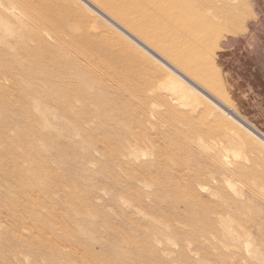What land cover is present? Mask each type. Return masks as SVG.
I'll use <instances>...</instances> for the list:
<instances>
[{
    "label": "rangeland",
    "instance_id": "rangeland-1",
    "mask_svg": "<svg viewBox=\"0 0 264 264\" xmlns=\"http://www.w3.org/2000/svg\"><path fill=\"white\" fill-rule=\"evenodd\" d=\"M187 1L0 0V264H264V0Z\"/></svg>",
    "mask_w": 264,
    "mask_h": 264
},
{
    "label": "bare ground",
    "instance_id": "bare-ground-1",
    "mask_svg": "<svg viewBox=\"0 0 264 264\" xmlns=\"http://www.w3.org/2000/svg\"><path fill=\"white\" fill-rule=\"evenodd\" d=\"M161 1V3L163 4V6H164V8L166 9L167 8V4H171L172 6V9L174 8L175 9V11H177V13H171L170 12V10H163V15L164 16H162V15H158V16H156L155 14L153 15V19L151 20H142V22H141V25H144V26H146V27H148V28H151V30H152V32H153V34L155 35V36H157V37H159V39H161L162 37V35H160V32H164V30H166V26H172V28H174V30H176V31H179L180 33H182L183 34V37L184 38H186V39H190V38H192L193 36H194V33H195V30H194V25L191 23V21L189 20V19H185V18H182V16L181 15H178V14H180V13H182V8L180 7L181 5H178V3H176V2H171V3H169V0H160ZM186 2H188L187 0H185ZM208 1V0H207ZM150 2H151V0H150ZM189 3V2H188ZM224 4V3H223ZM205 9V8H204ZM133 10V9H132ZM146 11L148 10L149 11V14H151L152 15V11L150 10V9H145ZM156 16V17H155ZM227 16V15H226ZM232 16V15H231ZM237 18V17H236ZM204 20V19H203ZM231 20H233V19H231ZM235 20V19H234ZM206 21V20H205ZM218 21H220L219 19H218ZM207 23V22H206ZM229 23V22H228ZM205 24V23H204ZM169 26V27H170ZM207 26V25H206ZM219 26V25H218ZM225 26V25H224ZM93 27V26H92ZM221 27V26H220ZM171 28V29H172ZM209 28V27H208ZM211 28V27H210ZM223 28H225V27H223ZM170 29V30H171ZM216 29V28H215ZM93 30H94V28H93ZM207 32H208V29H207ZM207 34V33H206ZM210 34V33H209ZM208 36V35H207ZM168 37H170V35H169V33L167 34V32H166V35H165V39H163V40H160V42H161V44H162V42H164V43H168L167 41H168V39H166V38H168ZM183 38V39H184ZM133 40V39H132ZM134 41V40H133ZM175 41V40H174ZM131 44H133V45H135L134 43H131ZM132 45V46H133ZM163 45V44H162ZM179 46V45H178ZM165 47H168V46H165ZM133 49H134V46H133ZM133 49H129L130 51H132V53H133V55L134 56H136V53H134L135 52V49L133 50ZM171 49V48H170ZM121 50L122 49H119V51L118 50H116V52L117 53H120L121 52ZM126 51V50H125ZM117 53H115V54H117ZM127 54V53H126ZM130 54V53H129ZM133 56V57H134ZM137 57V56H136ZM136 61L137 62H140V60L138 59V57L136 58ZM136 61H132V64L133 65H135L134 64V62H136ZM139 65H140V67H143L144 65V63L143 62H140V63H138ZM130 65H131V63H130ZM81 66V65H80ZM80 66L78 65V64H75L74 62H70L69 63V66L67 67V69L65 68V71H66V74H70V75H72V76H75L76 78L77 77H80V76H82V74H87V69H84V68H80ZM87 67V66H86ZM88 68H90V67H88ZM145 72V71H144ZM142 73H143V71H142ZM131 75V74H130ZM159 75H161V74H159ZM86 76V75H85ZM90 77H91V75H90ZM161 76H158V79L159 80H155V82H154V84L153 83H151V81H148V80H143V79H141L142 81H144L145 82V86H147V87H167V85H166V83L162 80V78H160ZM132 78H133V80H138L140 77L138 76V74L136 75L135 73L132 75ZM66 79V78H65ZM65 79L64 78H60L58 81L60 82V83H62V82H65ZM85 79V78H84ZM93 79V78H92ZM90 81H91V79H90ZM95 81V80H94ZM86 82H89V76L87 75V79H86ZM130 82V81H129ZM135 83V82H134ZM133 83V84H134ZM51 85H54V83H52ZM51 87V86H50ZM69 92V91H68ZM66 99V98H65ZM67 100V99H66ZM70 100V99H69ZM67 102H68V100H67ZM164 105V104H163ZM162 105V106H163ZM57 108V107H56ZM55 108V109H56ZM169 111H172V110H174V109H171L172 107L169 105L168 107H166ZM58 109V108H57ZM74 110V109H73ZM187 116V115H186ZM260 214V213H259ZM264 215V214H263ZM262 218V217H261ZM258 219V218H257ZM260 220V219H259ZM257 222V221H256ZM261 223V222H260ZM260 223H258L259 225H260ZM263 223V222H262ZM258 228H259V226H258ZM259 229H261V228H259ZM263 229H264V227H263ZM258 230V229H257ZM262 232V231H261ZM261 234V233H260ZM264 234V233H263ZM262 235H260L259 236V238L260 239H262V237H261ZM263 242H264V240H262ZM262 245H263V243H262ZM264 247V246H263ZM260 249V248H259ZM261 250V249H260ZM261 253V252H260ZM264 254V253H263ZM262 256V255H261ZM245 262H247V263H249V264H253L251 261H248V260H245Z\"/></svg>",
    "mask_w": 264,
    "mask_h": 264
},
{
    "label": "crops",
    "instance_id": "crops-1",
    "mask_svg": "<svg viewBox=\"0 0 264 264\" xmlns=\"http://www.w3.org/2000/svg\"><path fill=\"white\" fill-rule=\"evenodd\" d=\"M243 26H244V24L242 25V27H241L240 29H242V28H243ZM237 33H238V32H237ZM231 35H235V34H231ZM222 39H223V38H222ZM222 39H221V40H222Z\"/></svg>",
    "mask_w": 264,
    "mask_h": 264
}]
</instances>
